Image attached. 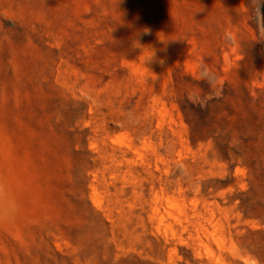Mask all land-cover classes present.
Segmentation results:
<instances>
[{"label": "rangeland", "instance_id": "374dc122", "mask_svg": "<svg viewBox=\"0 0 264 264\" xmlns=\"http://www.w3.org/2000/svg\"><path fill=\"white\" fill-rule=\"evenodd\" d=\"M0 264H264V0H0Z\"/></svg>", "mask_w": 264, "mask_h": 264}, {"label": "bare ground", "instance_id": "6f19581e", "mask_svg": "<svg viewBox=\"0 0 264 264\" xmlns=\"http://www.w3.org/2000/svg\"><path fill=\"white\" fill-rule=\"evenodd\" d=\"M93 201L96 203V204H99V199L97 198V196H93ZM175 207H177L181 212H184L185 211V206L183 204H175L174 205ZM212 239L216 242V243H219V238H217L216 235H213L212 236ZM203 245L205 246V248L208 250V251H212V246L211 244L208 242V241H203Z\"/></svg>", "mask_w": 264, "mask_h": 264}, {"label": "clouds", "instance_id": "9594fccd", "mask_svg": "<svg viewBox=\"0 0 264 264\" xmlns=\"http://www.w3.org/2000/svg\"><path fill=\"white\" fill-rule=\"evenodd\" d=\"M144 34H148V30H145V33Z\"/></svg>", "mask_w": 264, "mask_h": 264}]
</instances>
